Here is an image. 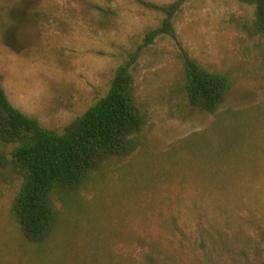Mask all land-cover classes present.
<instances>
[{
  "label": "rangeland",
  "instance_id": "1",
  "mask_svg": "<svg viewBox=\"0 0 264 264\" xmlns=\"http://www.w3.org/2000/svg\"><path fill=\"white\" fill-rule=\"evenodd\" d=\"M140 0H0V83L64 133L133 60L139 146L55 194L54 230L28 239L13 214L22 176L0 143V264H264V33L257 6ZM167 12H171L168 8ZM186 55L228 74L215 112L192 104Z\"/></svg>",
  "mask_w": 264,
  "mask_h": 264
},
{
  "label": "trees",
  "instance_id": "2",
  "mask_svg": "<svg viewBox=\"0 0 264 264\" xmlns=\"http://www.w3.org/2000/svg\"><path fill=\"white\" fill-rule=\"evenodd\" d=\"M140 1L168 14L151 38L174 32L173 13L179 1L169 6ZM240 1L256 4L257 25L264 33V0ZM133 60L118 67L109 92L64 133L46 128L17 108L0 83V143L14 145L10 160L23 180L12 211L28 239L43 241L54 230L59 215L55 194L80 185L87 172L106 158L129 155L138 148L136 134L145 124V115L135 94ZM185 70L190 102L215 112L232 87L229 75L210 71L188 55Z\"/></svg>",
  "mask_w": 264,
  "mask_h": 264
}]
</instances>
